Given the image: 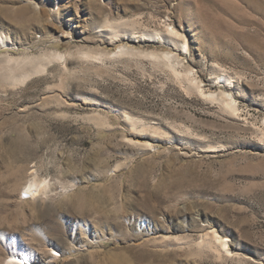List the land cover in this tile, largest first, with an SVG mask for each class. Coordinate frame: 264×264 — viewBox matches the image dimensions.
I'll list each match as a JSON object with an SVG mask.
<instances>
[{
  "label": "rangeland",
  "instance_id": "obj_1",
  "mask_svg": "<svg viewBox=\"0 0 264 264\" xmlns=\"http://www.w3.org/2000/svg\"><path fill=\"white\" fill-rule=\"evenodd\" d=\"M169 25L186 56L140 40ZM0 29V264H264V0H0ZM166 51L206 94L233 76L237 113Z\"/></svg>",
  "mask_w": 264,
  "mask_h": 264
},
{
  "label": "bare ground",
  "instance_id": "obj_2",
  "mask_svg": "<svg viewBox=\"0 0 264 264\" xmlns=\"http://www.w3.org/2000/svg\"><path fill=\"white\" fill-rule=\"evenodd\" d=\"M104 30L109 31L115 37H119L121 36V34L122 35L130 34L132 37L137 36L136 34L137 31L133 19L125 20L123 22H109L106 25V28H104ZM182 37L183 35L173 25H169L165 32L145 28L144 30H142L140 34L141 41H152V42L158 41L160 43L168 44L172 46L178 53L184 54L186 56L187 53L189 52V46L186 41H183ZM0 41L5 44L8 43V34H6L5 31L1 29H0ZM181 50H184V52ZM120 51L123 54L127 53L124 51V49H121ZM148 55L152 58V60L162 62L165 66L172 69L176 74L182 75L185 81L188 83L189 89L194 90V92L196 91L197 93L208 99L217 101L220 104V107L226 112H229L230 114L237 113L238 111L237 99L234 95V93H237V91L234 85V78L227 71L224 70L220 71L219 76H217L216 79L213 78L209 80V84L211 88H213V91L206 94L205 90L202 87L201 81L195 80L196 78L192 80L190 78L191 74L189 71L186 72L187 71L186 70L184 74L177 72L175 60L178 59L175 53H173L172 51H166L164 53L150 52ZM49 58L64 59L65 54L58 51H51V52H46L42 56L41 55L28 56L25 58V60H45ZM12 61H23V60H21V58L9 59V62ZM2 69L1 70L3 74L8 76V78L11 79L19 78L17 77V74L15 73L13 67H11L10 65L5 66ZM22 77H26V74L23 75ZM37 172L38 171L36 169H33V171L31 172L30 181L28 182V184L25 185L27 190L24 192V194L25 196H27V199L36 198L38 196H49L50 192H52L53 190L51 180H47V178L44 179L40 178ZM211 233L214 237L213 241L204 239L205 243H207L211 247L217 249L221 248L227 253H231V249L228 243L229 240L226 237H223L220 234H218L216 230H212ZM22 263H24V261L16 256H11L6 261V264H22Z\"/></svg>",
  "mask_w": 264,
  "mask_h": 264
}]
</instances>
